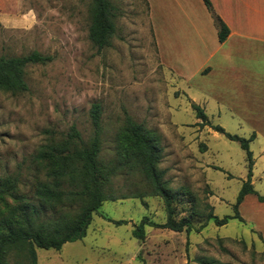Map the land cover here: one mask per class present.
Listing matches in <instances>:
<instances>
[{"label": "rangeland", "instance_id": "obj_1", "mask_svg": "<svg viewBox=\"0 0 264 264\" xmlns=\"http://www.w3.org/2000/svg\"><path fill=\"white\" fill-rule=\"evenodd\" d=\"M110 2L115 32L109 45L98 49L88 37L92 0H0V56L36 50L52 57L25 68L26 91H0V177H17L18 192L32 198L35 178L42 177L35 155L72 125L88 141L93 135L90 108L98 103L100 158L104 163L115 159L114 141L126 115L141 123L160 148L156 167L176 197V218L188 217L193 230L146 225L144 239L135 238L134 225L143 216L163 223L166 212L159 196L137 197L149 186L140 173L124 169L111 179V189L128 197L103 202L83 238L65 242L58 251L36 248L37 263L264 264V201L256 194L248 193L236 209L244 221L231 218L217 226L209 220L196 231L209 212L219 218L234 214L246 179L245 151L211 128L219 125L245 137L235 132L240 130L235 110L223 103L204 105L207 122L202 124L186 93L207 95V84L188 77L190 62L184 60L166 16L156 12L153 19L147 0ZM255 174L254 190L264 196L262 164ZM7 261L26 264L17 251Z\"/></svg>", "mask_w": 264, "mask_h": 264}, {"label": "trees", "instance_id": "obj_2", "mask_svg": "<svg viewBox=\"0 0 264 264\" xmlns=\"http://www.w3.org/2000/svg\"><path fill=\"white\" fill-rule=\"evenodd\" d=\"M203 2L217 26L218 40L223 42L229 30L214 14L209 0ZM113 9L110 0H92L88 37L98 49L108 46L115 32ZM51 59V56L36 50L24 55H1L0 91H26L25 68L30 64H46ZM191 107L202 124L207 122V116L201 107L194 103ZM100 113V105L93 103L90 108L93 135L88 141H84L80 132L72 125L61 139L51 138L42 146L35 155L38 172L42 177L35 178L32 198L18 192L17 177H0V264H8L7 257L12 251L22 253L26 264H38L36 248L58 251L65 242L83 238L93 213L97 212L103 202L128 197L117 196L111 189V179L124 169L140 173L149 186L148 191L137 194V197L159 196L166 212L163 223H152L147 216H143L134 225L132 235L135 238L144 239L146 225L178 232L184 230L187 233L193 230L188 217L176 218L173 205L176 197L162 179L163 171L156 167L160 159V148L141 123L125 116L114 141L115 159L109 163L103 162L100 158ZM211 128L239 143L245 151L247 173L233 204L234 214L219 218L209 212L204 224L197 227L196 231L201 230L209 220L217 226L226 224L231 218L244 221L236 209L248 193L256 194L259 201H264V196L257 194L251 183L254 159L248 144L254 139V134L244 138L226 132L219 125ZM47 210L50 211L49 215H46ZM109 220L116 225L127 223L126 220ZM261 240L264 244V239Z\"/></svg>", "mask_w": 264, "mask_h": 264}, {"label": "crops", "instance_id": "obj_3", "mask_svg": "<svg viewBox=\"0 0 264 264\" xmlns=\"http://www.w3.org/2000/svg\"><path fill=\"white\" fill-rule=\"evenodd\" d=\"M147 2L152 4L153 19L156 12L165 15L168 29L182 45L183 58L190 62L188 77L207 84L206 90L202 88L207 94L202 92L204 97L185 92L191 103L204 113V105L223 103L235 110V127L240 129L235 132L243 133L244 138L254 134L248 144L254 159V186L259 164L264 172V0H209L214 14L229 30L223 42L218 40L217 26L203 0ZM155 26L152 30L158 39Z\"/></svg>", "mask_w": 264, "mask_h": 264}]
</instances>
